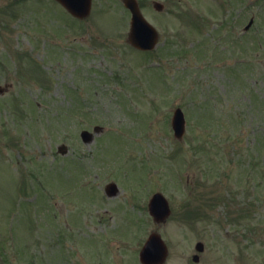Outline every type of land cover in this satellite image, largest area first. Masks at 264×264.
Segmentation results:
<instances>
[{"label": "rangeland", "instance_id": "rangeland-1", "mask_svg": "<svg viewBox=\"0 0 264 264\" xmlns=\"http://www.w3.org/2000/svg\"><path fill=\"white\" fill-rule=\"evenodd\" d=\"M140 1L160 34L143 54L121 0H94L82 22L52 0H0V264H131L108 239L134 248L153 231L167 264L197 242L201 264H264V0ZM156 192L172 210L161 225Z\"/></svg>", "mask_w": 264, "mask_h": 264}, {"label": "water", "instance_id": "water-1", "mask_svg": "<svg viewBox=\"0 0 264 264\" xmlns=\"http://www.w3.org/2000/svg\"><path fill=\"white\" fill-rule=\"evenodd\" d=\"M62 1V0H60ZM63 4L68 7L71 12L78 16L82 14L80 11L81 2L78 0H67L62 1ZM125 5L132 11L133 13V26L132 30L133 33H131V42L134 46L139 47L140 49H152L156 42H157V33L156 31L142 18L140 15L138 5L135 0H124ZM157 7L160 9L161 5H157ZM185 119L182 111L179 109L173 118V128L175 131V136L177 138H182L185 133ZM87 135V133H84V136ZM113 188V190L109 189V195L115 194L117 191L114 186L110 187ZM111 190V191H110ZM158 207H161L164 209L163 214H159L156 210L159 209ZM151 212L156 217V219L162 220L164 216H167L168 211V204L165 201V199L160 195H156L153 201V204L151 206ZM157 242L159 245L157 246L158 249L161 248V254L162 257H164L167 254L166 247L161 241L160 237L157 235H153V239L146 247V250L144 254L146 256H151L157 254L156 249L153 248L154 243ZM203 245L198 244V250L202 251ZM146 261V258L144 259Z\"/></svg>", "mask_w": 264, "mask_h": 264}, {"label": "flooded vegetation", "instance_id": "flooded-vegetation-1", "mask_svg": "<svg viewBox=\"0 0 264 264\" xmlns=\"http://www.w3.org/2000/svg\"><path fill=\"white\" fill-rule=\"evenodd\" d=\"M189 264H201V261L200 260H195L194 256L192 257L191 260H186ZM108 263V262H107ZM103 264H106V263H103ZM109 264V263H108ZM113 264H116V263H113ZM131 264H141V263H138V260H134Z\"/></svg>", "mask_w": 264, "mask_h": 264}]
</instances>
